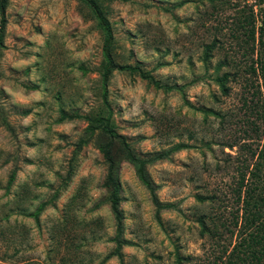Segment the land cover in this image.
I'll list each match as a JSON object with an SVG mask.
<instances>
[{
    "label": "rangeland",
    "instance_id": "1",
    "mask_svg": "<svg viewBox=\"0 0 264 264\" xmlns=\"http://www.w3.org/2000/svg\"><path fill=\"white\" fill-rule=\"evenodd\" d=\"M97 3L113 35V128L138 155L167 153L146 168L159 202L172 206L156 215L133 165L121 160L125 243L113 254L106 164L95 134L85 140L82 117L102 108L103 33L79 0H7L0 32V264H214L240 239L233 218L238 181L264 134L260 43L246 31L247 21L260 22L258 6ZM142 73L175 87L157 88ZM224 73L226 95L219 86ZM61 113L78 116L59 120ZM200 216L218 217L225 227L201 235Z\"/></svg>",
    "mask_w": 264,
    "mask_h": 264
},
{
    "label": "trees",
    "instance_id": "2",
    "mask_svg": "<svg viewBox=\"0 0 264 264\" xmlns=\"http://www.w3.org/2000/svg\"><path fill=\"white\" fill-rule=\"evenodd\" d=\"M7 0H0V32L5 23L4 9ZM86 6L90 16L96 21L97 27L103 33V44L101 47V53L103 57V65L101 67L100 86H101V101L102 108L97 112H89L82 117L86 120V126L83 134L85 140H88L93 136L98 140L97 144L102 153L103 161L106 164L105 175L103 179V186L106 189V201L109 205L110 211L115 221V234L113 241L115 248L114 255L119 256L121 246L125 243L122 239V215L119 209L120 195H119V183L117 177V169L121 160L128 161L134 167L135 174L140 183L145 187L149 194L150 201L155 208V214L157 215L161 209L169 208L172 205L163 204L157 199L155 192V185L151 181L148 172L147 165L154 162L157 159L163 158L167 153H156L153 155H138L128 146L123 135L118 134L113 126L112 110L107 100V85L108 79L112 70L113 59L111 56V46L113 42L112 30L110 23L106 16L103 14L100 5L97 0H79ZM259 13L260 22L256 24L254 21H247L250 24L247 31V36L250 37L255 44V38L258 37L259 45H256L257 49V70L261 78V85L264 89V0H255ZM242 24V23H240ZM243 26V25H242ZM254 48L251 47V50ZM119 69L138 70L137 66L131 65H116ZM251 70L255 72L256 67H251ZM142 76L147 78L148 76L157 88L165 87L166 89L174 88L175 86H169L160 83L158 80L153 79L149 74ZM228 73H224L222 79L219 80L220 91L222 95H226L229 92V87L226 83ZM179 88V87H178ZM78 115H69L61 113L59 120L65 118H73ZM261 117L264 120V105H262ZM83 142V141H82ZM122 144L123 149L116 147V143ZM116 147V148H115ZM254 157V162L250 163L246 167L244 172L240 174L237 189L238 209L234 224L239 225L240 239L233 245L231 250L225 255L224 248L222 254L219 255L217 261H213L214 264H264V134L262 135V141L255 150L251 152ZM14 171L10 174L9 182L12 180ZM70 171L67 172L69 177ZM45 203L38 207L41 210ZM208 220V221H207ZM201 217L199 220L200 234L208 233L217 234L219 227H225L222 220L218 217L209 216ZM225 255V256H224Z\"/></svg>",
    "mask_w": 264,
    "mask_h": 264
}]
</instances>
